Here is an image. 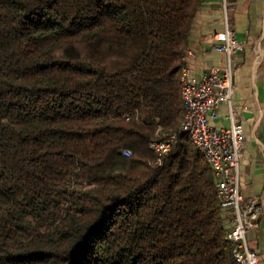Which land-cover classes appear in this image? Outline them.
<instances>
[{"label": "trees", "instance_id": "1", "mask_svg": "<svg viewBox=\"0 0 264 264\" xmlns=\"http://www.w3.org/2000/svg\"><path fill=\"white\" fill-rule=\"evenodd\" d=\"M201 4L0 0V264H240L203 154L149 146Z\"/></svg>", "mask_w": 264, "mask_h": 264}, {"label": "built area", "instance_id": "2", "mask_svg": "<svg viewBox=\"0 0 264 264\" xmlns=\"http://www.w3.org/2000/svg\"><path fill=\"white\" fill-rule=\"evenodd\" d=\"M223 9L225 26L221 32L215 33L217 42L212 48L225 55V63L223 66H211L197 77L186 64L191 53L186 51L180 70L184 111L179 128L174 132L159 127L156 132L158 139L149 146L157 156L155 163L162 164L180 135L193 142L213 170L221 206L231 215L232 227L227 238L236 260L240 264H259V254L251 248L248 232L255 226L260 211L256 199L243 202L240 168L245 156L246 137L240 107L234 102V55L244 50L245 42L236 36L229 19L227 0L223 2ZM221 105L227 107L229 125L217 128L210 119L217 117ZM131 116L127 113L124 118L130 120ZM123 155L130 157L132 151L125 148Z\"/></svg>", "mask_w": 264, "mask_h": 264}, {"label": "crops", "instance_id": "3", "mask_svg": "<svg viewBox=\"0 0 264 264\" xmlns=\"http://www.w3.org/2000/svg\"><path fill=\"white\" fill-rule=\"evenodd\" d=\"M224 0H202L189 35L191 53L186 64L200 77L211 66H223L225 55L212 48L214 35L225 26ZM228 14L236 36L245 48L234 55V102L240 107L246 147L240 168L243 202L258 201L259 219L248 232L251 248L264 264V0H227ZM227 107L221 105L211 123L229 125Z\"/></svg>", "mask_w": 264, "mask_h": 264}, {"label": "rangeland", "instance_id": "4", "mask_svg": "<svg viewBox=\"0 0 264 264\" xmlns=\"http://www.w3.org/2000/svg\"><path fill=\"white\" fill-rule=\"evenodd\" d=\"M157 132V131H156ZM155 135H156V133H155ZM230 215V214H229ZM231 216V215H230Z\"/></svg>", "mask_w": 264, "mask_h": 264}]
</instances>
